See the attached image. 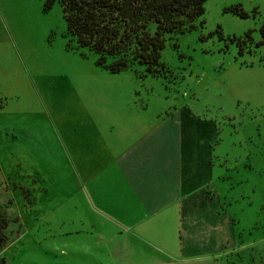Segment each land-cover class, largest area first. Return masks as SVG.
I'll use <instances>...</instances> for the list:
<instances>
[{"label":"rangeland","instance_id":"1","mask_svg":"<svg viewBox=\"0 0 264 264\" xmlns=\"http://www.w3.org/2000/svg\"><path fill=\"white\" fill-rule=\"evenodd\" d=\"M42 3L0 0V264H41L40 247L16 237L30 196L34 210L51 192L73 200L91 150L154 127L209 149V188L232 233L219 263L264 264V42L254 44L264 0H204L192 27L164 34L157 72L96 64L59 4ZM235 3L246 16L223 9Z\"/></svg>","mask_w":264,"mask_h":264},{"label":"crops","instance_id":"2","mask_svg":"<svg viewBox=\"0 0 264 264\" xmlns=\"http://www.w3.org/2000/svg\"><path fill=\"white\" fill-rule=\"evenodd\" d=\"M190 138L154 127L91 150L88 187L73 200L45 194L35 210L30 191L16 237L40 247L41 264H220L232 233L209 188V149ZM68 204L72 215L57 211Z\"/></svg>","mask_w":264,"mask_h":264},{"label":"trees","instance_id":"3","mask_svg":"<svg viewBox=\"0 0 264 264\" xmlns=\"http://www.w3.org/2000/svg\"><path fill=\"white\" fill-rule=\"evenodd\" d=\"M203 1L43 0L42 6L59 4L65 32L78 46H87L96 53V64L115 72L137 63L142 64L145 71L157 72L162 66L159 56L164 34L192 27L193 19L204 11ZM223 9L239 16L247 15L238 3ZM258 33L255 45L264 42V20L258 26ZM244 35L250 38L249 29ZM235 37L231 38L244 41ZM107 57L111 58L109 62H106ZM3 218L0 211V231Z\"/></svg>","mask_w":264,"mask_h":264}]
</instances>
